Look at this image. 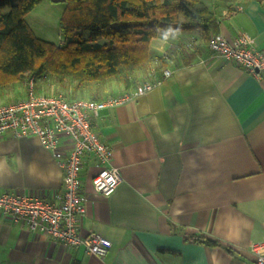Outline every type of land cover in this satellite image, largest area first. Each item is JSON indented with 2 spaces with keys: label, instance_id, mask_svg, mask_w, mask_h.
Here are the masks:
<instances>
[{
  "label": "crops",
  "instance_id": "obj_1",
  "mask_svg": "<svg viewBox=\"0 0 264 264\" xmlns=\"http://www.w3.org/2000/svg\"><path fill=\"white\" fill-rule=\"evenodd\" d=\"M204 2L216 17L215 32L158 35L148 63L130 73L129 87L109 93L91 82L95 88L76 85L63 95L101 102L155 83L90 112L91 128L110 147L121 181L111 195L97 193L96 161L85 155L79 231L109 239L107 254L66 247L0 214V264H256L250 245L264 241V74L256 78L224 61L208 39L219 33L232 43L246 35L264 53V0ZM167 53L173 55L162 67L159 58ZM61 140L58 147L67 152L72 142ZM62 177L37 136L0 137V192L57 204Z\"/></svg>",
  "mask_w": 264,
  "mask_h": 264
},
{
  "label": "trees",
  "instance_id": "obj_2",
  "mask_svg": "<svg viewBox=\"0 0 264 264\" xmlns=\"http://www.w3.org/2000/svg\"><path fill=\"white\" fill-rule=\"evenodd\" d=\"M63 1L64 41L54 44L37 38L24 18L40 0H0V87L46 73L76 85L117 77L129 87L130 73L148 63L158 35L196 30L206 35L216 29L204 0ZM172 55L159 58L162 67Z\"/></svg>",
  "mask_w": 264,
  "mask_h": 264
},
{
  "label": "built area",
  "instance_id": "obj_3",
  "mask_svg": "<svg viewBox=\"0 0 264 264\" xmlns=\"http://www.w3.org/2000/svg\"><path fill=\"white\" fill-rule=\"evenodd\" d=\"M208 47L226 62L240 65L260 78L264 74V53L253 48L246 35L230 43L221 34H211ZM169 72L165 71V75ZM155 85L144 82L130 92L110 97L107 101L67 100L62 94L44 95L28 92L22 100L0 105V137L11 132L15 137L35 135L51 151L63 171L58 203L20 193L0 192V214L13 222H22L29 230L52 237L66 247L81 246L90 254L103 258L110 246L109 239L97 231L82 234L81 217L85 213L79 174L87 153L93 154L97 168L92 178L94 190L109 196L121 181L118 167L112 165V151L92 130L90 112L114 106L138 96ZM62 136H67L72 147L59 149ZM250 250L256 264H264V241L253 243Z\"/></svg>",
  "mask_w": 264,
  "mask_h": 264
},
{
  "label": "rangeland",
  "instance_id": "obj_4",
  "mask_svg": "<svg viewBox=\"0 0 264 264\" xmlns=\"http://www.w3.org/2000/svg\"><path fill=\"white\" fill-rule=\"evenodd\" d=\"M64 9L65 4L63 0H40V2L30 12H28L24 18L37 38L54 44H62L64 41V37L61 32L59 22ZM150 65L153 66L156 65V63L152 62V64ZM28 76L29 75L25 77ZM92 82L101 83L96 87V90L105 89V91L109 93L113 89H118L119 85L120 88L124 87V83L117 77H110L101 81ZM89 83H91V81L85 82L83 84L84 86L88 87L86 84ZM75 86V81L66 80L65 82H60L51 73H46L42 78L36 77L34 79V76H30L25 81L18 79L16 81L7 82L3 84L2 87H0V105L11 102H5L7 100L19 99L25 97V95L27 97L28 94H30L28 93L30 91H32L34 94H62L66 96L67 93L65 91L67 90V88L69 90V88ZM93 86L94 85L92 84L89 87ZM117 91L120 92L121 90L118 89ZM78 98L80 99L77 100H83L86 99V96L83 98V96L79 95Z\"/></svg>",
  "mask_w": 264,
  "mask_h": 264
}]
</instances>
